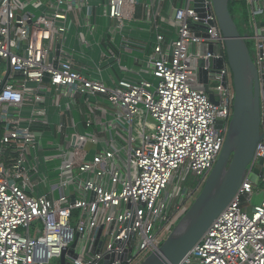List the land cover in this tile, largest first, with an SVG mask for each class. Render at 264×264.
<instances>
[{"label": "built area", "instance_id": "1", "mask_svg": "<svg viewBox=\"0 0 264 264\" xmlns=\"http://www.w3.org/2000/svg\"><path fill=\"white\" fill-rule=\"evenodd\" d=\"M91 1L0 0V264H58L67 249L78 256L65 251L68 264L103 259L102 264H121L130 238L125 264H140L190 206L222 149L235 96L231 70L224 61L212 77L209 89L217 104L190 80L199 55L194 46L213 45V58L225 60V39L211 0H199L200 10L194 0H179L164 19L160 14L174 25L173 38L156 22L152 7L160 0L142 4L155 34L143 72L157 79L155 86L145 76L108 85L81 72L71 56L69 33L73 16L94 13ZM102 1L103 13L120 33L135 20L141 3ZM200 20L206 32L195 26ZM246 39L253 41L262 87L261 27L255 24ZM64 96H80L89 108L82 131L81 121L60 107ZM95 96L115 108L117 132L100 136L104 130L97 134L92 127L97 106L90 98ZM50 100L59 119L52 120ZM259 162L264 170V134L235 194L178 264H264V187H258L264 176L252 178ZM188 176L193 184L182 185ZM174 179L178 184L169 191ZM258 194L262 198L253 204Z\"/></svg>", "mask_w": 264, "mask_h": 264}, {"label": "water", "instance_id": "2", "mask_svg": "<svg viewBox=\"0 0 264 264\" xmlns=\"http://www.w3.org/2000/svg\"><path fill=\"white\" fill-rule=\"evenodd\" d=\"M199 0H194V6L199 9ZM218 26L225 39V60L214 59L213 45H200L198 58L194 62L201 89L214 104L217 100L209 89V81L219 74L226 61L232 74L234 87L233 113L229 121L228 130L220 154L205 179L201 190L191 202L187 210L178 219L171 231L158 248L148 254L140 264H178L194 244L206 232L212 221L229 203L238 189L250 162L256 145L264 132H260L261 94H264V76L262 87L259 84L258 68L251 59L249 47L246 43L247 35H241L233 18L228 11V0H211ZM195 26L206 32L207 24L200 20ZM207 36L206 33H201ZM207 53L211 54L206 56ZM47 81V78L44 77ZM225 80V77L222 78ZM218 121L217 127H220ZM260 162L254 168L255 175L264 176ZM73 202V197L71 198ZM101 228L97 233V240ZM133 239L128 241L127 254L123 256L121 264L131 252ZM99 244V242H97ZM74 246V243L71 245ZM65 251L73 254L72 249L62 250L58 264L65 262ZM101 260L99 264L105 263Z\"/></svg>", "mask_w": 264, "mask_h": 264}, {"label": "crops", "instance_id": "3", "mask_svg": "<svg viewBox=\"0 0 264 264\" xmlns=\"http://www.w3.org/2000/svg\"><path fill=\"white\" fill-rule=\"evenodd\" d=\"M152 1L141 0V5L139 4L136 9L135 20L126 27L127 30H123L121 33L114 32L112 20L103 13L102 0L91 1L92 5H94V13L91 16L82 18H79L81 16L78 14L75 17L73 16V26L70 27L71 32L69 33L73 50L71 56L82 73L92 78L103 80L108 85H112L115 80L121 77L138 78L139 76H144V73L146 74V72H143L146 69L145 58L150 51L155 34L154 24L146 18L142 4ZM246 2L250 19L249 25L245 24V28L250 31L249 36L253 34L255 24L261 27V31L264 34V5L260 0H254L252 4L249 0H246ZM177 4H179V0H160L154 1L152 7L154 13L158 12L156 22L170 34L171 38L175 36L174 25L169 21L162 20V18L164 19L166 15H169ZM259 8L262 9V13L254 14L253 11ZM160 14L163 16L162 18ZM257 15H260L259 19L256 18ZM251 43L254 48L253 41L249 39V44ZM193 50L195 52L200 51V45L194 46ZM190 80L194 87H203L196 71ZM212 85L213 81L210 80L209 87ZM90 101L97 106V109L94 110L95 119L92 124L97 134L102 130L104 131L99 134L100 136L104 135L105 132L107 135L113 134L112 131L117 132L118 129L112 120L115 108L102 96L91 97ZM49 103V112L52 113V120L59 119V109L54 107V104H51V100ZM60 107L65 110L67 117L72 115L81 121L78 128L82 131V120L89 113V108L82 101V97L64 96L61 98ZM80 110L83 113H80ZM65 121L70 123L71 119L66 118ZM110 123L115 126L111 128L112 130L110 129ZM47 156L52 157V155Z\"/></svg>", "mask_w": 264, "mask_h": 264}, {"label": "rangeland", "instance_id": "4", "mask_svg": "<svg viewBox=\"0 0 264 264\" xmlns=\"http://www.w3.org/2000/svg\"><path fill=\"white\" fill-rule=\"evenodd\" d=\"M256 18L259 19V18H260V15H257ZM236 21H237V23H238V25H239V29H241V30H242V29H243V30L246 29V28H245V23L243 22V20H242V18H241L240 12L237 13ZM248 23H249V22H248ZM247 25H249V24H247ZM249 51H250L251 59H252V61L254 62V64L256 65V62H255V51H254V48H253V46H252V43L250 44ZM116 68H117V66H116ZM112 74H113V73H112ZM144 76H145V78L148 79L151 83H153L154 86L157 84V79H155V78L152 77L151 75H149V74H144ZM148 120L151 121L150 118H148ZM134 126H136V125H134ZM134 131H136V130H134ZM43 144H44V146H45V145L48 144V142H47L46 140H43ZM49 145H50V143H49ZM49 145H47V146H49ZM47 146H46V148H47ZM45 152L47 153V155H54V154H55V156H56V153H57L55 150H51V149H45ZM37 154H38V153H37ZM56 161H57V160H56ZM39 171H40V172H45V173H46V166H45V164H40ZM252 178H253L254 180H257V181H258V179H259V178H257L256 175H253ZM176 184H178V180H177V179H174V180L170 183V185H169V191H171V189H172L174 186H176ZM192 184H193V178H192L191 176H188L187 180H186L185 182L182 183V185H192ZM258 187H259L260 189H261L262 187H264V182H262L261 180H259V185H258ZM261 196H262V194H260V195H254L253 198H252V203L254 204V203L258 202V201L260 200ZM257 199H258V200H257ZM74 215H75V214H74ZM74 221H75V220H73V222H72L73 224L75 223Z\"/></svg>", "mask_w": 264, "mask_h": 264}, {"label": "trees", "instance_id": "5", "mask_svg": "<svg viewBox=\"0 0 264 264\" xmlns=\"http://www.w3.org/2000/svg\"><path fill=\"white\" fill-rule=\"evenodd\" d=\"M228 11L231 15V17L233 18V21L235 23V25L237 26L238 30H239V33L241 35H244L246 34L247 37L250 35V31L249 30H246V29H239V25L236 21V18H237V13L240 12V15H241V18L243 20V22L245 24H248L249 22V10H248V5H247V2L246 0H228ZM246 43L249 47V39H246Z\"/></svg>", "mask_w": 264, "mask_h": 264}]
</instances>
